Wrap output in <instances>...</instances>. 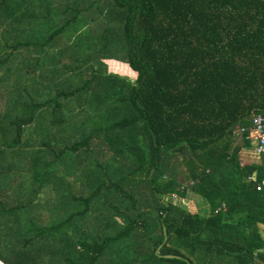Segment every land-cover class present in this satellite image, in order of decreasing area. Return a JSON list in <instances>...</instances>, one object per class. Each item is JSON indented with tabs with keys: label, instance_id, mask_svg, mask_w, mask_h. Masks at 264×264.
Listing matches in <instances>:
<instances>
[{
	"label": "trees",
	"instance_id": "obj_1",
	"mask_svg": "<svg viewBox=\"0 0 264 264\" xmlns=\"http://www.w3.org/2000/svg\"><path fill=\"white\" fill-rule=\"evenodd\" d=\"M4 27L0 195L30 203L0 205V259L37 264L35 238L71 243L67 264H264V154L241 155L264 119V0H0ZM97 48L117 68L94 70L93 93L72 64ZM190 194L208 218L176 203ZM39 195L66 223L30 219ZM91 211L107 225L74 238Z\"/></svg>",
	"mask_w": 264,
	"mask_h": 264
},
{
	"label": "rangeland",
	"instance_id": "obj_2",
	"mask_svg": "<svg viewBox=\"0 0 264 264\" xmlns=\"http://www.w3.org/2000/svg\"><path fill=\"white\" fill-rule=\"evenodd\" d=\"M93 26L97 27V28L99 27L96 24H93ZM5 30H6V27H4L0 32H5ZM96 32L101 33V29H97ZM2 35L3 34L0 33V58L4 62L2 65H0V76L1 75H5V76H4L3 80H1V78H0V90H2L4 93H7V86L12 84V78L9 75L10 72H7L8 71V66H7L8 63H7L6 59L4 58L5 53H4V50H2V49H5V44L7 43V40L9 38H6ZM100 41L102 42V40H100ZM8 45H10V44H8ZM102 49L106 50V48H104L103 46H102ZM102 49L97 48L96 51L92 53V55H90L88 53L90 50L85 49V50L81 51L82 56H79V60H78L79 62L75 61L72 64V65L77 67L74 70L76 73L75 75H78V74L80 75L78 80L75 79L77 82L76 84H78V86L84 85L86 80H89L88 78L84 77V74H85L84 70L85 69L88 70V74H91V78H94L93 87L91 88L93 93H94V91H96L97 85L100 83V81L95 78L96 76L94 75V70H100V72H104L103 69L109 68V70L116 71V68H117V62L114 61V64L111 65L109 63V60L106 59V58H110V57H108L109 54L107 53V54H104V56H103V53H102L103 50ZM18 53L23 54V50H19ZM90 57L94 58V61H88L90 59ZM115 57L118 59L117 55H115ZM22 59H23V55L21 57V60ZM88 62H91V64L88 65ZM31 67H32V65H31ZM90 69H92V70H90ZM100 72H98L99 79L101 78ZM38 80L40 81V83L42 82L40 80V78H38ZM133 83H136V81H133ZM42 87H44V86H42ZM98 88H100V84L98 85ZM116 88H117V86H116ZM86 90L87 91H84L83 93L81 92L82 93L81 96H82L83 101H85V99H89L91 96L90 88L87 87ZM77 97H78V103L76 102L74 106L77 110V115H79V112H80V116H81V114L83 113V109H80V96L78 95ZM92 97H94V95H92ZM3 98L4 97L0 96V106L3 104ZM50 108H51V106H48V109H50ZM45 110H47V109H45ZM93 114L96 115L95 112H93ZM83 115L86 116L85 114H83ZM100 124L103 125L104 122L100 123ZM100 124H98V125H100ZM69 125H70V121H69ZM90 125H91V123H90ZM92 127H95V124H93ZM74 130H75V128L72 131H74ZM238 131L236 132V137H238V138L235 141H237V143L239 145H242L243 144L242 137L239 134H237ZM29 137H30V135H28V132H27L24 135V139H28ZM2 146H4V145H0V147H2ZM241 155L243 156L244 162H246L245 159H248V160H257L258 159V157L253 152V149H251L250 151L243 149L241 151ZM4 169H6V167H4ZM12 173H15V171H13ZM28 175H30V174H28ZM17 177H19V176H16V178ZM24 178L25 177L22 176L21 181H23ZM19 183H20V181L15 180V177H13V184H11L10 188L8 187V190L2 191V194L10 195L14 199H17L18 197L15 194H16V192H18L16 190V188H18L17 186ZM39 184H41V183H39ZM49 194L52 195V192L50 190H49ZM53 195H54V192H53ZM89 195H91L90 191H89ZM75 196L88 198L87 196H83L81 194H76ZM189 197H190L191 201L192 200L194 201V204L186 202V204H188L187 207L182 205V203H179V200H175V201H176V203L181 205L184 209L188 210V212L193 213V214L198 213L200 215V217L208 218L210 216V210H209V207L206 204V202L200 200L197 197H193L191 194ZM0 199L3 200V202L0 201V205L3 204V205H5V207H9L10 205H14V203L19 204V205L20 204L29 205V203H30V201H26V200L15 201L13 203L11 201H8L9 199H5L2 195H0ZM30 199L35 201V203H33V205L29 208L30 219L32 221H38V220H44L45 219L47 224H48L47 225L48 228H50V225L55 226L56 224H58L60 222H64V220H66L68 218V211L69 210L64 211L66 213H64L61 216H58L57 212L53 211L52 208L57 203L53 200V197L49 198V204L48 205L50 207H48V208H46V204H47L46 199H41L40 196H37V197L32 196ZM78 204H79V206H77L78 211H82V210H85L87 208L86 204H83V203H78ZM38 211H40V213H37ZM102 211H104V210H102ZM81 220L83 222H77V226H76L77 230H76V235L74 236V238H76V236H78L77 232H81V233L86 232V234L82 235V237L85 238V237L89 236V239H90L91 234L93 235L94 233H96V229L99 230V227H103V225H107V223H108V222H106V220H103L101 218V211H99L98 214L95 213L94 211H91L89 213V216L85 215V217H83V218L80 217L79 221H81ZM122 220H123V218L121 219V222H122ZM38 226H41V225L38 224ZM41 227L45 228L46 226H41ZM261 228H262V232H264V228L263 227H261ZM63 229L71 230V232H73V228L69 227V225H67ZM79 240H80V237H79ZM74 241H77V240H74ZM41 244H44V247H41ZM70 244L71 243H69L68 245H66V244L64 245L63 241H61V240H58V241L48 240V242L42 243V241H38L37 239L34 238V241L31 243L32 246H30V248H29V253L34 255L33 258L34 259L36 258L37 264H67L64 260L69 259L70 256L72 257V259L74 261L73 251L68 252V254L66 252L70 248ZM74 245H75V243H72L71 246H74ZM161 248H162V246L160 247L159 251L161 250ZM74 264H75V262H74Z\"/></svg>",
	"mask_w": 264,
	"mask_h": 264
},
{
	"label": "built area",
	"instance_id": "obj_3",
	"mask_svg": "<svg viewBox=\"0 0 264 264\" xmlns=\"http://www.w3.org/2000/svg\"><path fill=\"white\" fill-rule=\"evenodd\" d=\"M246 131L244 129L239 130L237 134L243 137ZM252 143L253 152L257 157L264 154V119L261 116H254L253 127L250 135L247 138ZM0 264H6L0 259Z\"/></svg>",
	"mask_w": 264,
	"mask_h": 264
},
{
	"label": "crops",
	"instance_id": "obj_4",
	"mask_svg": "<svg viewBox=\"0 0 264 264\" xmlns=\"http://www.w3.org/2000/svg\"><path fill=\"white\" fill-rule=\"evenodd\" d=\"M252 149H253V148H252ZM246 150H247V149H246ZM247 151H250V150H247ZM39 196H40L41 199H45V197H46L45 195H42V196L39 195ZM37 213H40V211H38ZM6 218H7V217H5L4 220H5ZM4 220H3V222H4ZM3 222H2V225H3ZM64 222L66 223V221H64ZM38 224L41 225V226H46V227H48V226H47L48 224H47V222H46L45 219H44V220H40V223H37V225H38ZM3 226H4V225H3ZM41 226H39V227H41ZM20 232H23V229H20V230H19V233H20ZM69 263H71V262H69Z\"/></svg>",
	"mask_w": 264,
	"mask_h": 264
},
{
	"label": "water",
	"instance_id": "obj_5",
	"mask_svg": "<svg viewBox=\"0 0 264 264\" xmlns=\"http://www.w3.org/2000/svg\"><path fill=\"white\" fill-rule=\"evenodd\" d=\"M167 257H168V258H173L174 256H172V255H168Z\"/></svg>",
	"mask_w": 264,
	"mask_h": 264
}]
</instances>
